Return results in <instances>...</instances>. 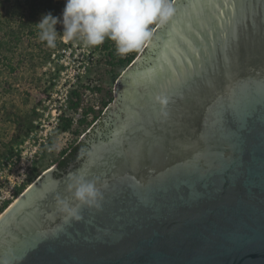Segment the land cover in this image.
I'll return each instance as SVG.
<instances>
[{"label": "water", "instance_id": "95a60500", "mask_svg": "<svg viewBox=\"0 0 264 264\" xmlns=\"http://www.w3.org/2000/svg\"><path fill=\"white\" fill-rule=\"evenodd\" d=\"M173 5L118 80L113 130L0 216V261L264 264V0ZM62 200L83 219L65 223Z\"/></svg>", "mask_w": 264, "mask_h": 264}, {"label": "rangeland", "instance_id": "374dc122", "mask_svg": "<svg viewBox=\"0 0 264 264\" xmlns=\"http://www.w3.org/2000/svg\"><path fill=\"white\" fill-rule=\"evenodd\" d=\"M45 4L44 9L61 16L65 0ZM158 24L151 26L153 33ZM34 27L13 35L0 32V38L13 42L1 54L14 69L0 76V188L15 191L12 198L0 201V216L45 171L57 168L73 147L99 129L113 110L118 80L133 63L128 61L140 56L149 41L124 56L116 53L112 41L105 50L102 45L87 46L82 37L68 41L58 35L56 46L50 48ZM75 102L80 103L77 109ZM62 118L72 119L68 131L62 129Z\"/></svg>", "mask_w": 264, "mask_h": 264}, {"label": "clouds", "instance_id": "9594fccd", "mask_svg": "<svg viewBox=\"0 0 264 264\" xmlns=\"http://www.w3.org/2000/svg\"><path fill=\"white\" fill-rule=\"evenodd\" d=\"M174 13L171 0H65L60 17L51 12L42 14L35 26L39 39L50 48L56 46L58 35L68 41L82 37L91 47L102 45L107 39L114 42L116 53L124 56L150 40L152 25L167 23ZM57 24L62 25V34H58ZM69 179L67 188L79 206L101 208L102 193L94 181L80 175ZM60 203L66 214L65 223L83 219L79 207L63 200Z\"/></svg>", "mask_w": 264, "mask_h": 264}, {"label": "trees", "instance_id": "16d2710c", "mask_svg": "<svg viewBox=\"0 0 264 264\" xmlns=\"http://www.w3.org/2000/svg\"><path fill=\"white\" fill-rule=\"evenodd\" d=\"M47 0H0V8L5 10V13L2 14L0 11V32L6 31L11 35L19 33L23 29H28L32 32V28H35V23H37L40 19L42 14H46L51 12L50 9H44L45 2ZM50 1V0H48ZM59 1H56L58 3ZM57 5V4H56ZM54 16L60 17V15L56 12H51ZM17 24V28H15V23ZM56 30L59 31L61 34L63 32V27L58 28V24L56 25ZM110 40H105L102 44L105 50L109 49ZM13 44L12 40H7V38H0V76L5 74L7 71L13 72V67L9 64H5L3 61L2 49H11L9 47ZM101 45L97 46L100 47ZM5 58V57H4ZM134 58L128 61V64L133 62ZM78 96L77 93H74ZM80 103L75 102L73 107L77 109ZM36 113V109L34 110ZM62 129L64 131H68L72 126V119L71 118H62ZM85 140L82 141L77 146L73 147L71 151L61 159L57 164L58 171L55 173L56 177H61L65 174L69 167L76 163V160L81 153L83 147H85ZM8 204L3 208L2 212L8 208Z\"/></svg>", "mask_w": 264, "mask_h": 264}, {"label": "flooded vegetation", "instance_id": "af4514ba", "mask_svg": "<svg viewBox=\"0 0 264 264\" xmlns=\"http://www.w3.org/2000/svg\"><path fill=\"white\" fill-rule=\"evenodd\" d=\"M110 114L111 112H109V114L106 116L104 122L102 123V126L99 127V130H94V132L89 135L87 140H85L86 145L81 150V153L79 154L76 163L84 161V156L86 155L87 149L90 147L91 142L93 143L97 142L99 139H105L107 135L113 130V120L111 119Z\"/></svg>", "mask_w": 264, "mask_h": 264}, {"label": "built area", "instance_id": "2783aa9c", "mask_svg": "<svg viewBox=\"0 0 264 264\" xmlns=\"http://www.w3.org/2000/svg\"><path fill=\"white\" fill-rule=\"evenodd\" d=\"M14 193V188H11L9 191L6 192L0 188V201L2 203L6 202L7 200L13 197Z\"/></svg>", "mask_w": 264, "mask_h": 264}, {"label": "bare ground", "instance_id": "6f19581e", "mask_svg": "<svg viewBox=\"0 0 264 264\" xmlns=\"http://www.w3.org/2000/svg\"><path fill=\"white\" fill-rule=\"evenodd\" d=\"M15 202H16V201H15ZM14 204H15V203L13 202L12 205H10V207L13 206ZM10 207H9V208H10ZM9 208H8V209H9ZM8 209H7V210H8ZM7 210H6V211H7Z\"/></svg>", "mask_w": 264, "mask_h": 264}, {"label": "snow or ice", "instance_id": "6c2138e0", "mask_svg": "<svg viewBox=\"0 0 264 264\" xmlns=\"http://www.w3.org/2000/svg\"><path fill=\"white\" fill-rule=\"evenodd\" d=\"M177 7H179V5Z\"/></svg>", "mask_w": 264, "mask_h": 264}]
</instances>
